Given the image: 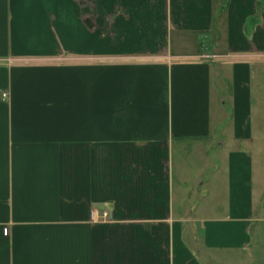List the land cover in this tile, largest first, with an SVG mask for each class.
<instances>
[{
	"label": "crops",
	"instance_id": "1",
	"mask_svg": "<svg viewBox=\"0 0 264 264\" xmlns=\"http://www.w3.org/2000/svg\"><path fill=\"white\" fill-rule=\"evenodd\" d=\"M262 142L264 0H0V264H237Z\"/></svg>",
	"mask_w": 264,
	"mask_h": 264
},
{
	"label": "rangeland",
	"instance_id": "2",
	"mask_svg": "<svg viewBox=\"0 0 264 264\" xmlns=\"http://www.w3.org/2000/svg\"><path fill=\"white\" fill-rule=\"evenodd\" d=\"M256 146V145H255ZM258 148H260L259 152L255 151L254 154V178H253V183H254V190L255 193L257 195V204H258V211L261 212V204L264 205V142L259 143ZM210 156H212L211 159L215 158V154L213 151H211ZM210 158L207 161V169H211L213 168V162ZM210 174H200L197 175L194 172H192L189 175H185V176H181L185 179V184H186V188L187 191L186 193L189 195V199H187V202L185 204H187V208L188 211H193L195 212V210H199L202 205H206V204H213L214 201H211V197H204L203 194V190L204 188L206 189L209 184L206 185H201L199 186V182H197L198 180V176H202L201 177V181L204 180L206 177H208ZM209 183V182H208ZM185 193V194H186ZM186 194V195H187ZM185 195V196H186ZM187 197V196H186ZM211 199V200H210ZM198 202L197 207L194 209L192 206V204H196V202ZM190 206V207H189ZM252 237H254V244L253 247L251 249V251H248V254L245 252L242 254V258L239 257V255L237 254L236 256H238L240 259L239 263L237 261V264H264V206L262 209V213H261V217L259 222H257V224L253 227V230L251 231ZM217 257V256H216ZM249 261V263H248Z\"/></svg>",
	"mask_w": 264,
	"mask_h": 264
},
{
	"label": "built area",
	"instance_id": "3",
	"mask_svg": "<svg viewBox=\"0 0 264 264\" xmlns=\"http://www.w3.org/2000/svg\"><path fill=\"white\" fill-rule=\"evenodd\" d=\"M2 97L4 98L5 95L3 94ZM94 214H95V211H94V213L91 212V214H90L91 218H92V216H93ZM106 217H107V213H106V212H102V213H101V218L104 220ZM3 233L6 234V230H3Z\"/></svg>",
	"mask_w": 264,
	"mask_h": 264
}]
</instances>
